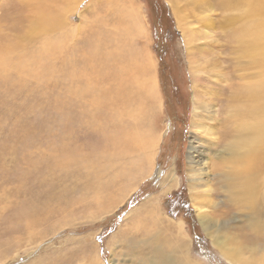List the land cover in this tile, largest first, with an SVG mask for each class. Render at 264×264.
Masks as SVG:
<instances>
[{
    "label": "rangeland",
    "instance_id": "rangeland-1",
    "mask_svg": "<svg viewBox=\"0 0 264 264\" xmlns=\"http://www.w3.org/2000/svg\"><path fill=\"white\" fill-rule=\"evenodd\" d=\"M90 1L85 0L80 5L78 17ZM130 1L140 10L145 32L142 37L130 36L129 39L132 45L139 42L146 54L151 55L152 70L157 76L158 110L151 121L154 132L146 140L145 150L127 155L110 166L107 159L100 158L99 163L104 169L98 178L90 174L89 168L73 160L68 166L56 162L57 153L49 151L52 145L56 148L59 141L92 149L101 140L106 114H124L123 123L136 125L138 130L149 121L138 125L140 119L128 113L131 111L123 110L121 113L115 104H101L96 86L103 84L107 87V82L112 79L107 78L110 77L109 71L100 63L103 62L100 52L89 47L88 43L80 44L81 39L76 46H70V65L62 68L58 64V76L50 83L30 81L11 86L0 79V196L4 192L10 194L8 207L35 199L37 204H42L45 216L34 239H29L17 232L13 225L3 222L6 214H0V242L9 245L8 249L7 246L0 248V264H96L98 249L102 264H143L144 258L146 260L152 255L150 249L148 252L146 247H140L136 251L132 245L124 244V240L119 243V235L130 233L135 225H138L139 232L135 230L134 237L144 241L147 234L141 230L142 223H146L149 232L152 230L148 233L149 238L158 233L166 234L164 236L170 243L186 241L191 257L201 264H232L213 244L209 232L201 226L198 218L190 186L189 169L197 166L196 163L190 164L189 160L192 142L196 146L194 162L200 160L198 168L203 169L199 172L200 183L213 190L210 196L203 197L206 201L204 211L220 223L232 222V227L227 230V244L236 242L233 236H243V241L247 239L249 243L250 239L256 238L248 227L249 216L253 215L264 225V199L255 208L247 203L239 207L230 199L221 180L226 165L220 161V156L232 131L237 130L240 123L231 114L238 104L233 99V92L238 87L256 82L259 71L258 63L248 48L239 49L234 45V33L243 23V19H239L242 11L235 7H221L220 0H192L189 5L183 2L190 27L197 31L194 33L197 39L193 43L195 48L191 61L186 49L187 38L178 27L169 0ZM241 1L234 0L235 4ZM2 3L1 0L0 5ZM93 8L94 4H91L90 13L85 12L88 28L92 31L94 24L109 21L115 39L127 33L125 24H119L108 12L94 14ZM76 20L81 23V18ZM111 51L120 54L117 45L110 48ZM92 54L98 56L100 62L96 56L91 57ZM117 61L113 60L108 68L126 79L129 67L123 66L125 63L121 58ZM65 69H70L77 76L63 75L61 72ZM192 73H196L200 85L207 91L203 96L207 102L203 121L212 132L206 127H200L201 133L198 134L193 131L195 90ZM112 85L113 92L119 88L118 82ZM147 115H150L149 111ZM25 128L30 129V133L25 134ZM102 144L99 149L106 146ZM139 159L146 168L149 167L148 177L138 180L141 176L135 178L133 173L118 177L121 172L126 174ZM170 174L177 178L178 186L165 194L175 186L170 178L166 179ZM2 202L0 206L3 207L6 203ZM185 202H189L188 206L177 211L179 204ZM145 206L150 211L151 208L157 211L159 207L156 212L158 224L165 228L173 224L172 227L166 232L150 229L151 213L145 211ZM167 217L173 218L174 222L183 219L185 223H172ZM115 235L118 241L112 247L116 254L111 263L114 252L109 248L115 241ZM253 244H258L253 246L255 250L260 249L258 253H264V239L261 242L255 240ZM243 252L249 255L251 250L246 248Z\"/></svg>",
    "mask_w": 264,
    "mask_h": 264
},
{
    "label": "bare ground",
    "instance_id": "bare-ground-1",
    "mask_svg": "<svg viewBox=\"0 0 264 264\" xmlns=\"http://www.w3.org/2000/svg\"><path fill=\"white\" fill-rule=\"evenodd\" d=\"M2 1L3 3L0 5L2 11L0 16V79H4L11 86L16 83H27L30 81H35L37 84L41 82L50 83L58 76V64H61L62 68L70 65V62H72L70 46H76L81 39L80 44L88 43L89 47H94L96 48L95 51L100 52L103 62H100L98 56L94 54L91 57H97V61L103 64V69L109 71L108 75L110 77L107 78L112 79V81L107 82V87L103 84L96 86V90L101 95V104L106 103L108 106L115 104L118 107V111L121 110V113L123 110L131 111L128 113H133V116H137L140 119L138 125L145 120H149L146 126L138 130L136 125L123 123L124 114L119 112L106 114L104 118L105 125L102 126L101 140L97 145L93 146L92 149H86L79 146L75 147L65 141H59V145L56 148H53L55 145H52V148L49 149V151H53V154L57 153L56 162L68 166L73 160L89 168L90 174L98 178L102 169H104L99 163L101 161L99 160L100 158L107 159V164L110 166L127 155L145 150L147 148L146 140L152 136L151 132H154V126L151 130V121L157 115L158 102L156 100L158 101V95L155 86L157 76L152 70L151 55L146 54L144 49L138 45L139 42L136 45H132L133 42L129 39L130 36L142 37L145 32L139 8L132 4L130 0H91L78 17L77 13H79L80 5L85 0ZM169 1L172 4L174 14H176L178 27L183 31L184 37L187 38L186 49L192 61V50L195 48L193 43L197 39L194 33H197V31L190 27L187 8L183 6L185 3L189 5L192 0ZM219 3H221V7H235L242 11L239 19H243V23L234 33V45L239 49L247 47L259 67L256 82L249 83L244 87H238L233 92V99L238 104L231 114L237 117L240 123L237 130L232 131L230 140L226 143L223 149L224 152L220 156V161H223L226 165V170L221 173L223 177L221 180L230 199L238 203L239 207L247 203L251 208H255L260 204L261 199H264V168L262 167V164H264V0H242L238 4H235L234 0H220ZM91 4H94L92 10L94 14H99L103 11L108 12L110 17L117 20L119 24L126 25L127 33L118 40L115 39L114 33L110 31L112 25L109 21H106V23L101 21L98 24H94L95 29L93 31L88 28L87 14L90 13ZM85 12L88 13L86 14ZM77 18H81V23L77 22ZM102 18L104 17L102 16ZM100 23H103L102 26H99ZM5 25L7 27L3 28ZM90 32L92 34L89 36ZM115 45L120 49L119 55L115 51L109 52V49ZM118 58H121L125 63L123 64L124 67H129L126 79L112 71L111 68H108L112 61H117ZM193 72L195 71L193 70ZM61 73L67 75V77L77 76L70 69H65ZM192 74L195 90V108L192 118L193 131L198 134L200 127H206L208 131L212 132V129L208 128V125L206 126V121H203V111L207 109V102L203 99V96L206 95L207 91L202 84L200 85V79L196 73ZM116 82H118L119 88H115L113 92L112 84ZM135 105L138 106L137 109L134 108ZM148 111L150 115H147ZM93 119H95L94 115ZM24 133H30V129L25 128ZM25 139L27 140V138ZM148 142L151 145V141ZM102 143L106 146H104V149H99ZM194 149H196V146L192 142L189 160L190 164L196 163L197 166L189 167L190 186L201 226L209 232L213 244L230 263L264 264V253H258L260 249L255 250L256 248L253 247L258 245L253 244L255 240L261 242L264 239V225L262 222L258 221L253 215L249 216L248 227L254 231L256 238L250 239L251 242L249 243L247 239L243 241V236H233L232 239L236 242L228 245L227 239L229 236L227 230L232 227V222L220 223L212 218L208 212L204 211L206 201L203 200V197L204 195L210 196L213 190L205 188V185L200 183L202 179L199 177V172L202 168H198V163L200 164L201 162L200 160L194 162V158H196L193 152ZM86 150L89 151L86 152ZM132 165L133 169L131 168L126 174L124 172L119 173L118 177H127L130 173H133L136 174L135 178L141 176L138 178L139 180L149 176V167L146 168L140 159ZM161 172L159 171V173ZM167 178H170L175 186L171 187L165 194H168L171 189L178 186L177 178L173 174H170V177L167 176ZM9 199L10 194L7 192L0 196V201H3V204L6 203L5 206H0V214H6L2 221L13 225L17 232L24 236L27 235V238L34 239L37 229L39 230V225L45 220L42 204H37L34 199L30 200V203L23 202L8 207ZM97 201L100 202L99 200ZM157 206H159V201ZM145 208V211L151 213L150 229H160L161 232H166L167 228L172 227L173 224H169L167 228L158 224L159 216L156 212L159 211V207L157 211L154 208H151V211L147 210L148 206H145ZM3 215L2 217H4ZM167 218L172 223L181 221L185 223L183 219L179 222H174L173 218ZM142 224L141 230L147 234L146 239H143L144 241L140 242L134 237L136 234L134 231L139 232L138 225H135L131 231L129 229L130 233L122 232L123 234L119 235V243L121 244V240H124V244L132 245L136 251L140 247H146L147 251L150 249L152 255L150 254L151 256L146 260L144 258L143 264H201V262L195 261L191 257L186 241H183V243H173L174 241L170 243L167 237L164 236L166 234L158 233L152 234L149 238L148 233H151L152 230L149 232L146 223ZM117 235L113 236L116 238L115 241L111 242V246L108 244L110 246L109 249L114 252L111 263L114 262L113 255L115 256L116 254V250L112 247L118 241ZM17 238H20V236ZM1 246H7L6 242H0V248ZM8 247L9 245L6 249ZM246 248H250V254L252 253L251 255L249 254L250 256L243 252ZM4 252L7 255V252ZM97 254L96 264H102L99 249Z\"/></svg>",
    "mask_w": 264,
    "mask_h": 264
},
{
    "label": "trees",
    "instance_id": "trees-1",
    "mask_svg": "<svg viewBox=\"0 0 264 264\" xmlns=\"http://www.w3.org/2000/svg\"><path fill=\"white\" fill-rule=\"evenodd\" d=\"M184 200H186V199H184ZM186 203L189 204V202H185V203L180 204V206H183V205H185Z\"/></svg>",
    "mask_w": 264,
    "mask_h": 264
},
{
    "label": "flooded vegetation",
    "instance_id": "flooded-vegetation-1",
    "mask_svg": "<svg viewBox=\"0 0 264 264\" xmlns=\"http://www.w3.org/2000/svg\"><path fill=\"white\" fill-rule=\"evenodd\" d=\"M185 207H187V206H185ZM185 207H178V208H177V211H179V210H180L179 208L183 209V208H185Z\"/></svg>",
    "mask_w": 264,
    "mask_h": 264
}]
</instances>
